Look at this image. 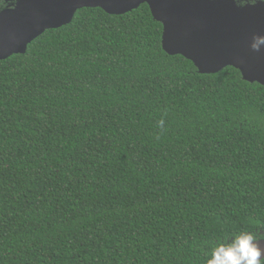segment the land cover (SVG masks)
Returning <instances> with one entry per match:
<instances>
[{
	"label": "trees",
	"instance_id": "16d2710c",
	"mask_svg": "<svg viewBox=\"0 0 264 264\" xmlns=\"http://www.w3.org/2000/svg\"><path fill=\"white\" fill-rule=\"evenodd\" d=\"M161 36L146 4L83 8L0 60V264H206L264 239V86Z\"/></svg>",
	"mask_w": 264,
	"mask_h": 264
},
{
	"label": "water",
	"instance_id": "95a60500",
	"mask_svg": "<svg viewBox=\"0 0 264 264\" xmlns=\"http://www.w3.org/2000/svg\"><path fill=\"white\" fill-rule=\"evenodd\" d=\"M146 4L162 25L161 45L170 56L191 61L201 74L226 67L243 81L264 86V3L236 5L235 0H16L0 12V60L23 54L46 30L69 24L79 9L100 8L123 15ZM264 249V239L260 242ZM264 258V253H262Z\"/></svg>",
	"mask_w": 264,
	"mask_h": 264
},
{
	"label": "clouds",
	"instance_id": "9594fccd",
	"mask_svg": "<svg viewBox=\"0 0 264 264\" xmlns=\"http://www.w3.org/2000/svg\"><path fill=\"white\" fill-rule=\"evenodd\" d=\"M257 0H235L236 5L253 4ZM264 3V0H259ZM15 0H0V12L5 8H11ZM264 44V37L255 38L251 48L260 51V45ZM164 120L159 121V126L163 130ZM231 242L227 243L229 236L220 239L212 248L206 264H264L262 253L264 249L260 247L256 236L249 232H241L232 234Z\"/></svg>",
	"mask_w": 264,
	"mask_h": 264
},
{
	"label": "flooded vegetation",
	"instance_id": "af4514ba",
	"mask_svg": "<svg viewBox=\"0 0 264 264\" xmlns=\"http://www.w3.org/2000/svg\"><path fill=\"white\" fill-rule=\"evenodd\" d=\"M15 2H16V0H15ZM15 4V3H14ZM14 4L12 5V7L14 6Z\"/></svg>",
	"mask_w": 264,
	"mask_h": 264
}]
</instances>
